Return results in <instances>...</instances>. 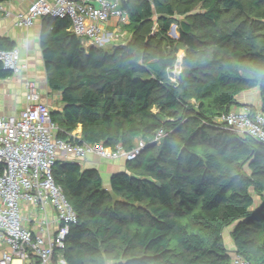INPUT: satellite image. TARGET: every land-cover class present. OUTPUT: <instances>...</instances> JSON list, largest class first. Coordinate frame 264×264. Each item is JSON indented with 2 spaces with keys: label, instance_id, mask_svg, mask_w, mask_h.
Masks as SVG:
<instances>
[{
  "label": "trees",
  "instance_id": "1",
  "mask_svg": "<svg viewBox=\"0 0 264 264\" xmlns=\"http://www.w3.org/2000/svg\"><path fill=\"white\" fill-rule=\"evenodd\" d=\"M120 6L131 38L111 47L85 49L68 19L41 20L45 80L60 95L51 111L57 137L80 127L87 144L123 152L145 144L110 176L109 190L97 170L56 163L54 181L77 224L52 264L57 255L66 264H231L227 228L237 257L264 264V145L219 121L233 107L258 111L238 104L252 90L264 115V0ZM154 15L159 33L150 36ZM172 24L177 39L166 36ZM15 47L0 38V51ZM12 75L0 62V81Z\"/></svg>",
  "mask_w": 264,
  "mask_h": 264
},
{
  "label": "built area",
  "instance_id": "2",
  "mask_svg": "<svg viewBox=\"0 0 264 264\" xmlns=\"http://www.w3.org/2000/svg\"><path fill=\"white\" fill-rule=\"evenodd\" d=\"M127 1L32 0L23 13L14 15V24L24 29L44 17L68 19L69 31L85 49L122 45L118 42L126 35L121 30L128 19L120 4ZM4 4H0V14L8 17ZM111 19L118 24L108 30ZM0 62L13 75L26 69L16 49L0 51ZM175 70L179 72L178 67ZM24 99L26 106L17 115L0 116V264H52L54 252L65 247L70 226L77 224L75 211L54 181L56 163L82 161L89 154L102 160L131 161L145 144L140 141L123 152L118 146L84 143L76 131L63 140L57 137L59 128L50 109L39 102L34 80H25ZM232 109L236 110L219 120L221 129L264 145V115L247 106ZM162 137L159 131L153 141ZM56 258L58 264H66L60 255ZM231 264L248 263L236 256Z\"/></svg>",
  "mask_w": 264,
  "mask_h": 264
},
{
  "label": "crops",
  "instance_id": "3",
  "mask_svg": "<svg viewBox=\"0 0 264 264\" xmlns=\"http://www.w3.org/2000/svg\"><path fill=\"white\" fill-rule=\"evenodd\" d=\"M32 0H9L4 4L10 16L6 17L0 14V38H8L15 43V49L19 53V63L25 65L26 69L11 78L0 81V116L17 115L25 108L24 99V82L31 79L36 82L39 102L46 105L50 111L60 110V95L51 92L45 80V70L39 47V34L41 28V20L36 21L30 28L20 29L14 24V15L23 13ZM117 20L111 19L107 24L108 30L117 27ZM259 95L256 90L242 93L238 98L240 106L248 105L255 107L258 103ZM260 103V102H259ZM76 132L80 134V127ZM77 162L82 169H95L98 171L104 188L109 190V178L112 174L125 171L126 161L124 159L102 160L95 155H87L82 161ZM30 226V225H29ZM231 230L227 232L229 236ZM223 232V240H224ZM225 248L229 254L235 255L234 246L228 237ZM13 264H18L14 262ZM58 264V262L56 263Z\"/></svg>",
  "mask_w": 264,
  "mask_h": 264
},
{
  "label": "rangeland",
  "instance_id": "4",
  "mask_svg": "<svg viewBox=\"0 0 264 264\" xmlns=\"http://www.w3.org/2000/svg\"><path fill=\"white\" fill-rule=\"evenodd\" d=\"M177 18L178 19H181L182 17H180L179 15H177ZM128 21V20H127ZM127 24L124 25V27L126 26ZM121 31H125L126 32V35H124V37L122 38L121 41L118 42V44L120 43H126L130 38H131V34L129 32L126 31L125 28H123ZM147 33L152 36V35H156L157 33H159V26H158V23H157V16L154 15L153 18H152V24H150V27L147 28ZM166 36L169 37L170 39H177L178 38V32H177V26L175 24H172L170 27H169V30L168 32L166 33ZM108 47V46H107ZM111 47V45L109 46ZM182 56H183V53L180 51L178 52L177 54V57H178V60L181 61L182 59ZM260 102V101H259ZM256 103L255 105V108L260 111V103ZM232 110H236V109H232ZM105 186V185H103ZM231 230V228H227L225 231H224V244H226L228 242V237L229 236L227 235V232ZM236 257V255H233V258Z\"/></svg>",
  "mask_w": 264,
  "mask_h": 264
},
{
  "label": "clouds",
  "instance_id": "5",
  "mask_svg": "<svg viewBox=\"0 0 264 264\" xmlns=\"http://www.w3.org/2000/svg\"><path fill=\"white\" fill-rule=\"evenodd\" d=\"M235 255H236V254H235ZM230 258H231V262H232L233 255H232V256L230 255Z\"/></svg>",
  "mask_w": 264,
  "mask_h": 264
}]
</instances>
